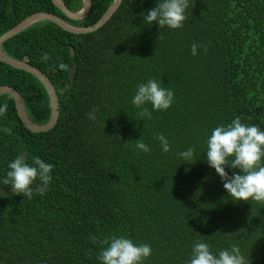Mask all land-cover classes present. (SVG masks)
Wrapping results in <instances>:
<instances>
[{
	"label": "trees",
	"instance_id": "16d2710c",
	"mask_svg": "<svg viewBox=\"0 0 264 264\" xmlns=\"http://www.w3.org/2000/svg\"><path fill=\"white\" fill-rule=\"evenodd\" d=\"M62 1L83 9V0ZM114 2L92 0L88 17L74 21L53 0H0V37L39 12L89 27ZM155 5L123 0L95 32L41 21L4 43L8 56L47 74L60 115L53 129L32 132L14 98L0 97L8 105L0 115V186L12 189L4 180L17 155L54 166L46 193L34 184L30 198L0 196V264H101L100 250L114 234L151 244L144 264H185L201 239L216 252L237 244L249 264H264V204L231 200L204 159V141L218 124L240 116L264 127V0H190L179 29L146 25L141 13ZM150 78L172 89L175 101L145 119L131 99ZM2 86L19 92L35 124L50 121V96L36 76L0 61ZM94 107L95 121L87 115ZM155 133L169 138V152ZM141 137L150 152L136 149ZM192 145L193 163L182 164L179 152Z\"/></svg>",
	"mask_w": 264,
	"mask_h": 264
},
{
	"label": "clouds",
	"instance_id": "9594fccd",
	"mask_svg": "<svg viewBox=\"0 0 264 264\" xmlns=\"http://www.w3.org/2000/svg\"><path fill=\"white\" fill-rule=\"evenodd\" d=\"M190 0H156V5L146 9L141 16L146 25H159L179 29L187 19V9ZM198 45L193 43L191 51L198 54ZM46 58V57H45ZM60 68L65 65L61 62ZM175 101L172 89L162 85L155 78L139 82L132 96L131 103L138 110L141 118L150 119L152 111H166ZM151 105V110L147 107ZM7 103L0 104V115L7 111ZM99 109L94 107L87 115L95 121ZM264 122V119H261ZM163 152L171 150L169 138L164 133H155ZM137 150L148 153L151 146L142 137L135 140ZM204 159L209 167L215 169L223 181V187L228 197L235 202L255 201L264 204V127L256 123L242 122L240 116L231 122L220 123L213 127L204 141ZM196 146L192 145L179 152L183 163H193ZM51 163L40 157H35L32 163L26 161L24 155H17L8 164L4 182L10 183L17 194L27 197L33 195V185L44 194L52 180ZM233 171L230 173L228 169ZM37 181L39 183L37 184ZM106 247L100 250L97 259L101 264H144L152 255L149 243L136 241L130 235H112L105 242ZM185 264H249L248 257L237 244L223 248L218 252L212 250L210 243L196 240Z\"/></svg>",
	"mask_w": 264,
	"mask_h": 264
},
{
	"label": "water",
	"instance_id": "95a60500",
	"mask_svg": "<svg viewBox=\"0 0 264 264\" xmlns=\"http://www.w3.org/2000/svg\"><path fill=\"white\" fill-rule=\"evenodd\" d=\"M122 1L123 0H115V2L110 6V8L102 16V18L97 23L89 27L75 26L63 20L62 18H60L55 14L47 13V12H39L29 16L20 24H18L16 27H14L12 30L8 31L7 33H5L0 37V61L5 62L16 69L27 71L33 74L34 76H36L43 83L50 96V100L52 103V117L47 124L37 125L29 118L27 111L25 109L23 98L19 94V92L10 86L0 87V97L4 94H9L14 98L16 102V108L18 114L22 122L30 131L37 133L46 132L53 129L56 126L60 115L58 94L47 74L33 67L26 61H19L8 56L3 50L4 43L10 40L11 38H13L14 36L20 34L27 28L41 21H51L57 24L59 27L63 28L65 31L74 34H88L95 32L100 28H102L113 17V15L117 12L119 7L121 6ZM53 3L58 9H60L65 14V16H67L69 19L74 21L85 20L88 17L92 8V0H83V9L78 12H73L69 10V8L62 0H53ZM71 54L72 57H75L74 49H71ZM49 70L50 69H48V72ZM76 70H77V64L73 63V69L71 70L70 73L71 85L75 82ZM15 195H17L16 190L14 189L5 190L0 186V196L11 197ZM0 222H1V218H0Z\"/></svg>",
	"mask_w": 264,
	"mask_h": 264
},
{
	"label": "rangeland",
	"instance_id": "374dc122",
	"mask_svg": "<svg viewBox=\"0 0 264 264\" xmlns=\"http://www.w3.org/2000/svg\"><path fill=\"white\" fill-rule=\"evenodd\" d=\"M52 83V82H51ZM56 90V89H55Z\"/></svg>",
	"mask_w": 264,
	"mask_h": 264
}]
</instances>
